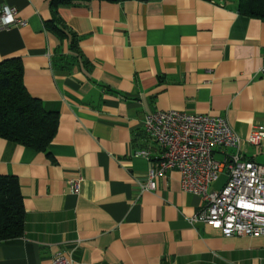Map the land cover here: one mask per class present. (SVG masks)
Returning a JSON list of instances; mask_svg holds the SVG:
<instances>
[{
  "label": "crops",
  "instance_id": "1",
  "mask_svg": "<svg viewBox=\"0 0 264 264\" xmlns=\"http://www.w3.org/2000/svg\"><path fill=\"white\" fill-rule=\"evenodd\" d=\"M49 1L0 0L25 21L0 29V62L19 57L28 93L58 115L46 151L0 137V175L17 179L25 212L23 234L0 241V264L56 253L72 264H264V236L189 221L203 201L176 169L140 187L158 163L149 112L222 116L243 138L264 126V20L237 0H88L58 8L59 35ZM241 153L264 164V141Z\"/></svg>",
  "mask_w": 264,
  "mask_h": 264
},
{
  "label": "built area",
  "instance_id": "2",
  "mask_svg": "<svg viewBox=\"0 0 264 264\" xmlns=\"http://www.w3.org/2000/svg\"><path fill=\"white\" fill-rule=\"evenodd\" d=\"M16 13L15 7H1L0 29L23 25L25 21ZM142 126L159 147L158 163L148 171L146 182L140 186L142 190H154L157 177L176 169L181 188L199 195L203 201L189 218L191 223L203 222L226 237L264 236V164L246 159L241 153L244 144L259 145L264 141V126H254L243 138L222 116L176 109L149 112L144 115ZM227 148L235 151L223 161L214 158V151ZM137 154L150 155L144 150ZM224 170L226 181L221 188L212 189ZM68 183L75 193L79 192L78 178H71ZM48 264H72V260L56 253Z\"/></svg>",
  "mask_w": 264,
  "mask_h": 264
},
{
  "label": "trees",
  "instance_id": "3",
  "mask_svg": "<svg viewBox=\"0 0 264 264\" xmlns=\"http://www.w3.org/2000/svg\"><path fill=\"white\" fill-rule=\"evenodd\" d=\"M84 1L88 0H50L53 19L47 21V26L63 35V28L54 25L55 21L58 22V8ZM237 9L242 14L264 20V0H237ZM71 38V49H77L72 33ZM57 126V112L47 110L40 99L28 93L23 83L20 58L3 59L0 62V137L36 151H46ZM24 218L17 179L0 175V241L20 237L24 230Z\"/></svg>",
  "mask_w": 264,
  "mask_h": 264
}]
</instances>
